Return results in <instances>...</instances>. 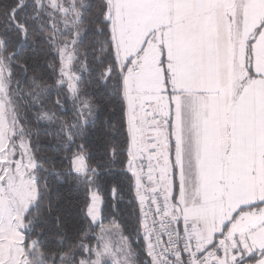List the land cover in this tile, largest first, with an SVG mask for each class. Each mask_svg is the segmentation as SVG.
I'll return each mask as SVG.
<instances>
[{
  "label": "snow or ice",
  "instance_id": "snow-or-ice-1",
  "mask_svg": "<svg viewBox=\"0 0 264 264\" xmlns=\"http://www.w3.org/2000/svg\"><path fill=\"white\" fill-rule=\"evenodd\" d=\"M0 264H264V0H0Z\"/></svg>",
  "mask_w": 264,
  "mask_h": 264
}]
</instances>
